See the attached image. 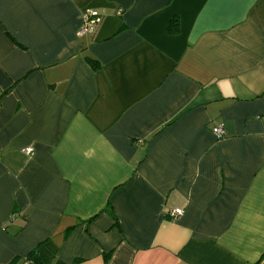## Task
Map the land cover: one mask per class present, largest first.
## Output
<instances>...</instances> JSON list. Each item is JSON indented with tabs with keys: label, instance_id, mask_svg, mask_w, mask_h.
Masks as SVG:
<instances>
[{
	"label": "crops",
	"instance_id": "0c3cea01",
	"mask_svg": "<svg viewBox=\"0 0 264 264\" xmlns=\"http://www.w3.org/2000/svg\"><path fill=\"white\" fill-rule=\"evenodd\" d=\"M26 258L264 264V0H0V264Z\"/></svg>",
	"mask_w": 264,
	"mask_h": 264
},
{
	"label": "built area",
	"instance_id": "2783aa9c",
	"mask_svg": "<svg viewBox=\"0 0 264 264\" xmlns=\"http://www.w3.org/2000/svg\"><path fill=\"white\" fill-rule=\"evenodd\" d=\"M120 11V10H119ZM101 14L92 8H85L81 12V24L77 31L78 35L93 34L101 22ZM223 128L221 125H214L211 128V133L216 139L223 138ZM182 213L180 208H175L169 212L170 216H178ZM23 264H32V261L26 258Z\"/></svg>",
	"mask_w": 264,
	"mask_h": 264
},
{
	"label": "trees",
	"instance_id": "16d2710c",
	"mask_svg": "<svg viewBox=\"0 0 264 264\" xmlns=\"http://www.w3.org/2000/svg\"><path fill=\"white\" fill-rule=\"evenodd\" d=\"M175 24H177V23L175 22ZM32 264H36V263L32 262Z\"/></svg>",
	"mask_w": 264,
	"mask_h": 264
}]
</instances>
